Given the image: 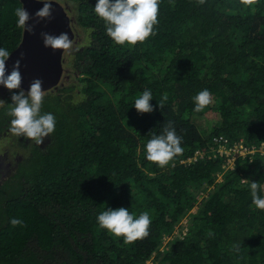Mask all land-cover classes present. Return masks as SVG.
Masks as SVG:
<instances>
[{"label":"trees","instance_id":"trees-1","mask_svg":"<svg viewBox=\"0 0 264 264\" xmlns=\"http://www.w3.org/2000/svg\"><path fill=\"white\" fill-rule=\"evenodd\" d=\"M59 1L88 38L65 52L63 78L46 91L42 113L56 126L42 145L13 135L7 104L0 108L8 146L0 147V264H146L153 254L154 264H264V211L250 190L251 181L264 185V157L240 158L213 182L226 157L210 153L215 137L264 142V0H161L155 35L134 47L107 35L98 0ZM18 7L0 0V48L9 52L22 39ZM204 89L213 102L195 112L192 98ZM145 90L154 111L141 114L134 102ZM168 124L184 152L161 168L146 159V144ZM196 150L207 153L186 161ZM206 181L214 187L196 199ZM195 202L187 230L157 250ZM120 207L150 214L146 238L125 244L99 227V213Z\"/></svg>","mask_w":264,"mask_h":264},{"label":"clouds","instance_id":"clouds-1","mask_svg":"<svg viewBox=\"0 0 264 264\" xmlns=\"http://www.w3.org/2000/svg\"><path fill=\"white\" fill-rule=\"evenodd\" d=\"M43 7L35 15L40 20H51L53 18V0H39ZM204 4L206 0H198ZM256 0H240L245 6H251ZM161 0H98L95 5V13L105 22L106 33L112 41L120 46H136L144 43L149 37L155 35V28L159 24V6ZM17 26L25 31L34 34V27L29 24L31 14L25 7L15 9ZM41 36L45 47L53 51L70 50L73 41L66 32L53 35L42 32ZM11 53L0 48V86H3L12 93L11 103L0 100V108L7 104V115L10 121L9 131L16 136L24 137L33 141L37 145H42L45 138L54 133L56 117L52 113H42V106L46 96L43 89V81L39 78L34 79L29 89L25 91L22 87L23 77L20 71L21 61L17 60L13 65L12 71L7 70V61ZM23 58V54H21ZM85 97L81 96L74 103H79ZM195 104L194 111L201 112L213 102L212 93L208 89L199 91L193 98ZM153 100L151 90H145L134 102V107L141 113H151L154 111L150 101ZM168 100L165 93L158 101L162 109ZM182 137L177 135L174 127L168 124L163 129L162 134H152L151 139L146 144V159L163 168L168 166L174 159L184 152L181 146ZM252 203L259 210L264 211V185L258 182L250 183ZM98 225L106 229L115 237L123 238L125 244L134 243L144 239L150 234L151 217L145 211L138 217L131 214L128 208L120 207L102 211L97 216ZM12 226H22L23 220L12 218ZM238 247V246H236Z\"/></svg>","mask_w":264,"mask_h":264},{"label":"water","instance_id":"water-1","mask_svg":"<svg viewBox=\"0 0 264 264\" xmlns=\"http://www.w3.org/2000/svg\"><path fill=\"white\" fill-rule=\"evenodd\" d=\"M31 14L29 24L34 27V34L23 29L22 39L18 46L11 51V57L7 61V70L10 73L17 60L21 61L20 71L23 77L22 87L29 89L30 83L39 78L43 81V89L49 91L58 86L63 78L65 65L64 55L66 51L47 48L44 45L42 32L59 35L66 32L74 41L76 33L72 24V18L67 13L63 3L53 0V18L40 20L35 13L43 7L39 0H19ZM23 54V58H21Z\"/></svg>","mask_w":264,"mask_h":264},{"label":"built area","instance_id":"built-area-1","mask_svg":"<svg viewBox=\"0 0 264 264\" xmlns=\"http://www.w3.org/2000/svg\"><path fill=\"white\" fill-rule=\"evenodd\" d=\"M206 153L207 151L204 150H196L194 155L189 157L186 161L190 162L196 160L199 157H203ZM210 153L225 156L226 161L223 165V169L225 168L227 170L233 168L236 161L240 158L241 160H245V158L252 159V157L257 154L264 157V142L260 144L247 145L243 141L231 142L224 136L218 138L215 137ZM201 195L203 194L201 193ZM201 198L202 196L199 194L196 196V199L200 200Z\"/></svg>","mask_w":264,"mask_h":264},{"label":"rangeland","instance_id":"rangeland-1","mask_svg":"<svg viewBox=\"0 0 264 264\" xmlns=\"http://www.w3.org/2000/svg\"><path fill=\"white\" fill-rule=\"evenodd\" d=\"M63 6L65 7L67 13L72 18V14H71L69 8L66 6V4L63 3ZM72 24H73V18H72ZM75 30L76 29L74 28V31ZM75 33H77V35H76V39H74L73 43L77 42L78 44H81V45L85 44L86 40L88 38V34L84 35V33L82 31H80V30L79 31L76 30ZM68 51L69 50H67V52ZM6 91H8V89H6L5 87H0V94H4V93H6ZM208 120H211V119H209L207 117L201 118V119H199V123L203 124L204 127H208V125H209ZM0 147L4 148V149H8V146L6 145V141L5 140H1L0 141ZM224 172H226L225 168L220 173L217 174V176H216V178L214 179L213 182L220 181L223 178ZM212 187H214V184H211L208 181L203 182L202 186L199 189L196 190V194L195 195L198 196V194H199L200 196L203 197V195L206 193V189H210ZM201 193L203 195H201ZM198 204H199V202H195L194 203V207L191 210H188V212L185 213L181 217V219L174 225L172 231L170 233H166L165 234L164 240L158 246L157 250H162L165 247V245H166V243L168 241H170L171 239H173V238H175L176 236L179 235L180 231H186V228H184V225L186 224V222L188 220V215H190L191 213H194L197 210ZM154 256H155V254H153V256L146 262V264H153L154 263Z\"/></svg>","mask_w":264,"mask_h":264},{"label":"flooded vegetation","instance_id":"flooded-vegetation-1","mask_svg":"<svg viewBox=\"0 0 264 264\" xmlns=\"http://www.w3.org/2000/svg\"><path fill=\"white\" fill-rule=\"evenodd\" d=\"M0 87H3V86H0ZM7 89V88H6Z\"/></svg>","mask_w":264,"mask_h":264}]
</instances>
